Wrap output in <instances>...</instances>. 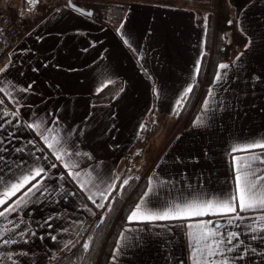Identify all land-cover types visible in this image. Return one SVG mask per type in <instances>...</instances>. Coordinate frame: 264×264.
Returning <instances> with one entry per match:
<instances>
[{"label":"crops","instance_id":"0c3cea01","mask_svg":"<svg viewBox=\"0 0 264 264\" xmlns=\"http://www.w3.org/2000/svg\"><path fill=\"white\" fill-rule=\"evenodd\" d=\"M226 3L231 36L240 33L245 41L214 67L190 122L151 159L145 190L129 211L107 264H194L189 233L195 228L190 226L202 221L214 222L221 233H240V248L226 253L230 264H264L261 210L237 208L242 219L232 223L235 214L128 219L137 204L145 214H161L178 205L236 196L234 157L264 159V148H248L264 143V0ZM22 16V31L0 72V199L12 184L36 169L44 171L0 206L2 211L14 204L40 181V191L0 218L5 233L0 239L16 240L0 252L3 264H46L101 208L146 115L153 109L156 117L157 109L194 92L207 32L205 19L198 23L190 6L155 0L143 3L135 22L124 25L126 36H116L95 12L86 15L66 0H40ZM113 82L111 96L94 99ZM42 135L59 143L50 149ZM57 150L63 161L56 158ZM253 168L264 175L259 160ZM244 249L243 259H233Z\"/></svg>","mask_w":264,"mask_h":264},{"label":"trees","instance_id":"16d2710c","mask_svg":"<svg viewBox=\"0 0 264 264\" xmlns=\"http://www.w3.org/2000/svg\"><path fill=\"white\" fill-rule=\"evenodd\" d=\"M20 1L24 2V6L18 3V13L20 15L31 13L33 7H30V5H33H28V0ZM71 1L86 9H92L99 19L105 18L102 16L104 14L102 10L104 6L100 7L104 3L103 0ZM206 2L211 9L207 14V19L204 20L207 38L202 72L206 64L207 71L183 125H187L196 112L199 102L206 91V84L214 67L219 62L230 58L236 53L245 41V38L237 32L231 40L229 39L228 30L232 26V21L226 0H206ZM214 8L215 12H213ZM201 20L202 18L197 16V22L202 23ZM213 27L214 37L211 46ZM115 85L116 83L114 82L106 85L96 94L94 99L101 100L108 98L113 94ZM154 127L155 117L154 110L152 109L146 115L137 137L124 155L122 164L118 170L117 179L106 197L103 207L97 211L92 219L83 224L74 240L60 252L51 256L46 264H107L117 235L121 227L127 222L126 219L129 211L145 190L147 171H143L142 167L136 166L135 162L141 158L142 152L152 136ZM85 244L88 245L87 248H85Z\"/></svg>","mask_w":264,"mask_h":264},{"label":"snow or ice","instance_id":"6c2138e0","mask_svg":"<svg viewBox=\"0 0 264 264\" xmlns=\"http://www.w3.org/2000/svg\"><path fill=\"white\" fill-rule=\"evenodd\" d=\"M38 0H29V3L35 5ZM86 15H91V13H86ZM207 19V18H206ZM127 43V41H125ZM7 67V66H6ZM227 65H220V68H226ZM4 71V69H0V72ZM219 79V77H217ZM30 87V86H29ZM188 91H191L189 89ZM15 115V113H13ZM3 125H0L2 128ZM28 127H35L39 129V125H28ZM48 148L53 149L56 143H59L55 137L52 140H49L48 136L41 137ZM264 148V143H253L248 146V148ZM236 149H234L235 151ZM56 158L58 160L63 161L64 154L62 151H55ZM259 160L260 164H264V159H261L259 156H252L249 158H240L234 157V162L237 167V195L230 197L228 199L222 201H207L206 203H189L181 206H176L174 209H169L161 214L156 213H147L142 212V205L137 204L135 210L129 216V220H137V219H145V220H165L171 218H179L182 216H204L208 214H217V215H229L230 216L229 223H232L234 220L242 219L239 213L237 212V208H239V212H247L252 210H261L264 211V184H261V181H264V175L257 174V171L253 168V162ZM3 161V157H0V162ZM54 166V165H53ZM65 168H69V164H64ZM44 169H36L35 172L27 177H25L21 182L12 184L10 188L3 193V199H0V206L4 205L8 198L15 195L21 188L25 185L29 184L30 181L35 180L36 177H40L43 173ZM264 171V170H261ZM79 173H75V176H79ZM127 183V181H125ZM81 187H84V184H81ZM41 190V183L37 181L32 184L31 187L27 189L19 200H17L14 204L9 205L6 208H3L0 211V218H7V216L16 212L23 203L24 197L28 196L29 193H33L34 191ZM89 199H92L90 196ZM95 202V201H94ZM99 207H103V205H98ZM259 221H264V216H260L257 218ZM18 227V225H17ZM194 227L195 231L190 232L189 236L193 242L195 247L194 256H197L194 264H201V259H203V264H230L229 257L226 253L235 252L240 248L241 241L239 239L240 233L228 231L227 233H221L217 225L212 221H202L198 223ZM253 231H256L253 229ZM260 231L264 232V227L260 229ZM5 233L0 232V237H2ZM21 235H23L21 233ZM256 237L253 236V239ZM54 239V237H53ZM15 239H0V247L6 246L9 244L15 243ZM226 245H228L226 247ZM88 245L85 244V248ZM248 249H244L239 253L237 257L233 259H243L247 254ZM3 256L4 254L0 252V264H3ZM214 257H222L221 260L216 261L212 259ZM8 259H12V255H8ZM15 264V261H13Z\"/></svg>","mask_w":264,"mask_h":264},{"label":"rangeland","instance_id":"374dc122","mask_svg":"<svg viewBox=\"0 0 264 264\" xmlns=\"http://www.w3.org/2000/svg\"><path fill=\"white\" fill-rule=\"evenodd\" d=\"M155 1L164 2V3H177V4L190 6L196 11L197 15L201 17L202 20L207 18V14L210 12L211 9L210 7H208L206 0H155ZM103 2L104 3L100 5V7L104 6L102 9L104 14H102V16L105 17L104 19H106L107 21L104 19H99L97 17V14H96V18L112 26V29L113 31H115L116 36L118 32L121 34L124 33L126 36L127 31L123 29L124 25L135 22V19L141 15V7L143 6V3L147 2V0H103ZM18 3H21L20 5L24 6L23 1L15 0L14 1V4H16L15 7H17ZM28 5H30V3ZM30 7L33 6L30 5ZM213 12H215V8L213 9ZM119 15L121 16L120 18ZM230 30H232V26L228 30V34L230 33L229 39L231 40V38L233 37L231 35L233 33H231ZM213 37H214V27L211 37V46L213 43ZM206 71H207V64L202 72V76L199 79L196 89L192 94L186 95L183 98H181L179 100V103L178 102H175L174 104L169 103L160 110L157 109V111H161V112L157 113L155 117V127L152 136L148 144L144 148L141 158H139L135 162L136 166L142 167L143 171H147V167L149 166L151 159L161 151L163 146L170 140L174 132H176V130L183 125V122L187 114L189 113L193 105V102L197 96V93L199 91V88L204 80ZM155 104H157L156 101Z\"/></svg>","mask_w":264,"mask_h":264},{"label":"built area","instance_id":"2783aa9c","mask_svg":"<svg viewBox=\"0 0 264 264\" xmlns=\"http://www.w3.org/2000/svg\"><path fill=\"white\" fill-rule=\"evenodd\" d=\"M13 2L0 0V69L7 62L8 53L24 25V17L17 12Z\"/></svg>","mask_w":264,"mask_h":264},{"label":"water","instance_id":"95a60500","mask_svg":"<svg viewBox=\"0 0 264 264\" xmlns=\"http://www.w3.org/2000/svg\"><path fill=\"white\" fill-rule=\"evenodd\" d=\"M67 3H68V5H70L71 7L75 8V9H77V10L83 12V13H91V14H92V12H93L92 9H86V8H84V7L80 6V5H78V4L74 3V2H72L71 0H67Z\"/></svg>","mask_w":264,"mask_h":264}]
</instances>
